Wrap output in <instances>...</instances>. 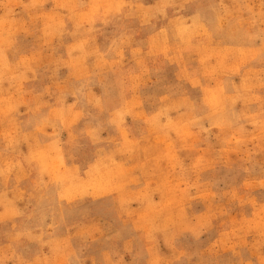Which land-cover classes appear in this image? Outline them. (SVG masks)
<instances>
[{
    "label": "rangeland",
    "instance_id": "obj_1",
    "mask_svg": "<svg viewBox=\"0 0 264 264\" xmlns=\"http://www.w3.org/2000/svg\"><path fill=\"white\" fill-rule=\"evenodd\" d=\"M0 264H264V0H0Z\"/></svg>",
    "mask_w": 264,
    "mask_h": 264
}]
</instances>
